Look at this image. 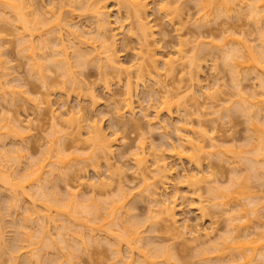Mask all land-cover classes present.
<instances>
[{"label": "bare ground", "instance_id": "bare-ground-1", "mask_svg": "<svg viewBox=\"0 0 264 264\" xmlns=\"http://www.w3.org/2000/svg\"><path fill=\"white\" fill-rule=\"evenodd\" d=\"M110 1L115 4V6L117 8V15L122 12L120 10H124V12L126 14L125 20H127V19L128 20L131 19V21L133 20V22H132L133 27H131L132 24H127L125 26H122L123 21L121 22V19L117 18L116 22L117 21L118 22L116 24L120 23V28H119L120 31L119 32L122 33L123 29L126 27L125 30L127 31V34H130V32H131V35L133 36V30L132 29L134 28L135 29L134 31H137L140 35V38L138 40L139 43L140 42L142 43L139 45L138 53L134 54V56H135L134 62L135 63L131 67H129L128 69L125 70V72L128 74L127 76H125V80H124V88H125V93H126L127 97L123 100L122 106L119 107L121 109H119L117 106H113L114 107L112 109L114 112L113 115L115 117L117 116L118 118L123 119V113H125L124 115L128 114L127 116L131 117V121L133 123V128L135 130H138L140 128L139 127L140 124L138 125V123L141 122L142 120L144 121V123L147 125V127L149 129L152 128V126L157 125L159 129H163V131H164V129L166 130L167 127L166 128L164 127L165 120H162V122H161V123H164L163 125L160 124V121L156 122L157 118H159V115L157 113L154 115V121L156 120L155 122L152 121V118L150 120L149 115L145 114V113L142 115V119H140L139 122L137 121L138 119L136 120V122H135V119H133L135 116V111H134V107H133V103H132V93H133V89H134L132 80L134 79V81L140 82L142 80V78L144 77V75L146 74V75H150V76L152 75V79H151L152 81L151 82L154 84L153 86L159 88L160 92L163 91L161 98L163 95H166V96L170 95L167 97H170L171 102H170V100L167 99L166 102L168 101L169 103H166L164 101V98H162L163 102L161 101V104H160V107L161 106L163 107V108L161 107V110L164 109L163 111H165L166 116L168 118L172 116L171 107L173 105H175V108L177 106V108L175 110L177 112L176 114H179V112H183L182 115L185 114V116H186L187 115L185 113L187 111L186 110L187 104H185L186 101L183 100V102L179 103V100L181 101L182 99L178 98L181 96H178L179 94L177 95V93H176L177 91H175L176 94L174 93V90H176V88H173L174 90L172 89L173 91L170 92L171 89L169 87H171V86L167 87L169 84L168 83L165 84L167 81L166 82L164 81L165 82L164 83L162 81V78H161V76H166V75L168 76L170 74L174 75L176 72L175 66L178 67V65H176L177 62L179 63V65L180 64L183 65V62H184V64L187 63L186 66L189 67L188 76H190L189 77L190 79L189 78L188 79L190 81L189 80L188 81L190 82V84L186 90L183 87L184 93H187V94L190 93L189 97L190 98L192 97L190 99V101L192 100L191 105H189V106H191L193 108L196 107L198 97H199V99H203L205 101L204 103L206 104V106H207V104L209 106L211 104V106H212V101L215 99V96L213 94L218 92V90H214L211 92V88H209V87L206 88L207 86L205 88L201 87V85H200L201 83L198 80V73H199L198 68L199 67L196 65L194 58H185L186 56L183 53H181L182 51H178L176 54V56L178 55L177 56L178 58L176 57L177 60L175 59V61H173L174 58L173 59L167 58V59L162 60L159 57V59H158V58H156V55L151 52L152 50H149V48H147L148 46L145 45V43L147 44V38L149 35V33H148L149 27H147L148 24H147L146 18H145V13L147 12L146 8L148 7V6L146 7V5H148V3H150V2L154 3L155 5H153V7L155 6V8H156L155 11H157L163 17V19H165L169 24L171 23V25H172L173 20H174L173 19L174 13H176L179 10L180 6L183 5L185 2L182 4L181 0H152V1L149 0L150 2L148 0H146L147 1V4H146L145 0H110ZM189 1H191V2L193 1L194 3L192 2V4L194 6L196 5V7L198 6L197 8H200V12L202 11V13H200V14L198 11V14L200 16H197L199 18H196L201 23H198V21L196 20V24H195V25L199 24L200 28H202L201 27L202 25H208V23L210 24L211 22H213L212 19L208 17L211 14L214 15V13L216 12L215 13L216 15H218L219 17L223 16L224 19L227 20V19H230V17H231V16L229 17V15H228L229 13L230 14L232 13L230 11L235 12L234 10H236L235 8H237L235 13H238V12L241 13V11H246V10L248 11V13H249L250 17L252 18L253 23H254L257 31H258V37H257V39L259 41L258 47L249 45L248 43H250V42H248L246 39L245 40L244 39H240V40L238 39L236 41L235 38L234 39L232 38V37H234L235 34L231 30L230 31L232 33L229 32V30H226V32H229L225 36V37L228 36L226 39L227 42L224 43V45H220V46L216 47V49L219 48V51L221 49L223 50V53L221 52L222 50L220 51L222 53V59H221L222 62L221 63L224 67H226V69L229 71V73L233 77L232 95H233V97L237 98V100H235L234 102L231 101L233 104L231 103L232 105L230 104L231 106L229 105L228 108L226 106L225 107L223 106L222 109L220 110V115L218 113L219 111H215V112H213V114H218L219 120L223 119V120H227V121H229V117H231V116H229L230 115L229 113L232 110H234V112L236 111L238 114L240 113L242 116H244V115L247 116V123H248V127H249L247 132L250 133L248 135L249 137L247 136L248 137L247 140L249 141V142L247 141V143H249V146H250V144L252 145L253 142H256V143L252 146V155L250 157H248L246 159V161H248L249 170H250V172L253 173L254 177L255 176L258 177L260 175V177L264 178V139H263V137H264V123H263L264 122V114H262V116H263V119H261L262 122L260 120V118H262V116L260 115V113L262 112V108H263V112H264V29H263L264 28V15L262 14V11L260 10V9H262V7L264 9V0H189ZM75 2H77V3L75 4ZM75 2H73V3L70 2L73 5V6H71L69 1H67V0H49V3H48L49 8L48 9L42 8L43 7L42 5H41L42 7H37V9H36L35 0H0V24L2 23L3 26H7V27L9 26V28L13 29V31L16 33V37L18 40V46H20V48H21L20 49L21 52L20 51L19 52L20 53L26 52V55H27V56L26 55L25 56L27 57V61H28V69H29L28 73L30 74L31 77L35 76L40 80L41 86L43 89L48 88L47 80L49 79V77L47 74L55 72V71L59 72L61 74L64 82L69 84L71 87V90H73L76 87L79 89L81 87L84 88L87 85L84 80L79 78L80 73L79 74L76 73L78 69H83L85 65L88 66L91 63H94V65L96 64L97 66H95V67L99 68V70L101 71V74L104 78V84H105V79H107L105 77L106 74L104 73L105 70L110 69V70H113L115 72H117V71L119 72L121 70L119 67L120 66L119 62H116L117 57L115 54H117V53L114 50L115 45H116L115 39L117 40V38H115V37L117 35H116V33L115 34L113 33V31H115V30H113L112 28H111L112 31L110 32L109 21L107 20L108 18L106 19V17H107L106 13L107 12L105 11L106 4L104 2H107V1L106 0H75ZM257 2H259L261 4V6H260V4L258 3L260 8L257 7L258 6V5H256ZM72 7H75V8L72 9ZM77 7L78 8L80 7L82 9V11L85 12V14L88 12L87 14L91 16V17L89 16L88 19L92 18L94 20V24H95L94 26L96 29V34H95L96 37L94 36V38L93 37L90 38L89 35L86 34L87 32L77 29V27H76L77 23H72L73 22L72 18L74 17L72 15L75 12H77V10H81L80 8L76 9ZM54 9L55 10L57 9V11L59 12L57 17H56L57 11L55 12ZM106 9H107V7H106ZM205 9H207V10H205ZM212 9L213 10L215 9L214 10L215 12L212 13ZM209 10H210L211 14H206ZM260 12H261V14H260ZM54 13H55V15H54ZM66 14L72 16V18H71L72 20H70V19L67 20L68 17L65 18ZM85 14H83V15H85ZM46 16H48V18H46ZM53 16H54V18L56 17L55 18L56 23L54 21L53 25H49L50 22L54 20ZM207 17L209 19H207ZM49 18H51L52 20H49ZM209 20H211V22H208ZM57 21H58V23H57ZM51 26H52V29H51ZM117 29L118 28H116V30ZM43 30H44V32H43ZM108 30H109V32H108ZM177 30L178 29H176V31ZM39 31H40V33H39ZM64 32L66 33L65 35H64ZM44 33H46L50 39H45V38L41 39V38H43ZM48 33H49V35H48ZM108 33L109 34L111 33L110 37H109ZM222 33H224V31ZM61 35H62V37H61ZM223 35H225V33ZM85 36H88V37H85ZM33 38H35V39H33ZM62 38H64V39H62ZM32 39L35 40L36 42H34ZM228 42H230V44ZM231 43H233V44H231ZM209 44H211V43H209ZM211 46L212 45H210V47ZM255 47H257V48H255ZM212 48L215 49L214 46L211 47L210 49L212 50ZM194 50H196V49H194ZM181 54H183L185 57ZM1 56H0V59H1ZM40 61L43 62V64L40 63ZM44 61L49 63L50 68L47 66H46L47 68L45 67ZM4 64L5 63H2L0 60V70L1 71L8 70V68H5V69L2 68V65H4ZM245 68H246V70L249 69L253 76H256L254 78L257 82H259V83H257V85H258L257 87H260L259 90L262 91V92H260L262 94H259L257 92H252L251 94L247 93L245 95V93L242 92L243 88L239 87L238 84H240V83H238L234 79V77L236 78L237 75L239 74V72L242 69L245 70ZM147 69H148V71H147ZM179 69L181 70L182 68L180 67ZM174 70H175V72H174V74H172ZM185 70H187V69H185ZM78 71L80 72V70H78ZM102 71H104V72H102ZM161 71H163V72H161ZM159 72H161V74ZM184 73H185V71H184ZM162 74H164V75H162ZM186 74H187V72H186ZM9 76H10V74H8L6 72L5 73L0 72V90H1L0 96L4 99L6 97H8L7 98L8 100L5 99L7 101L5 103L6 104L7 103L13 104V103H15V101L20 100L21 97H22V100H24V102L29 103L31 100L29 99L28 94H26V92H23V91L18 92V90H15L16 88L19 89L21 86L11 85L12 82L8 79ZM167 76H166V78H167ZM153 78H154V81H153ZM164 78L165 77H163V79ZM1 79L5 80V81H3L1 83ZM2 86H5L4 89H1ZM104 86L107 87V85H104ZM90 88L91 87H89L88 90L85 88V90H87V92H89ZM194 89H196V91ZM156 90H158V89H156ZM178 91L180 92V89ZM233 91H234V94H233ZM65 92H67V91H63V93H65ZM72 92H74V91H72ZM158 92H159V90H158ZM160 92H159V94H161ZM63 93H61V94L63 95ZM90 93H91L90 99L92 98L93 102H94L95 97H93L92 91H90ZM172 93H174V94H172ZM17 94H20V96L21 95L22 96L20 97ZM23 95H25V96H23ZM172 95L174 98H171ZM175 95H177V96H175ZM184 95H186V94H184ZM49 97H50V95L46 96L45 104L48 107H51V101H50ZM186 97H188V96L186 95ZM258 97H259V100H258ZM260 97H261V99H260ZM182 98H184V97H182ZM176 99H178V100L176 101ZM173 100H175V103H178L179 105H176L175 103L173 104ZM194 101L196 103H194ZM181 103H183V104H181ZM38 104L41 105L42 103H38ZM38 104L36 107H37V110H40ZM180 104L183 106H181ZM193 104H195V105H193ZM223 104H225V103H223ZM259 104L263 107L259 108L260 107ZM184 106H185V108H182ZM62 107H64L63 104L61 105L60 108H62ZM179 107L181 110L179 109ZM254 107H255V109H253ZM175 108L173 107V109H175ZM259 109H261V110H259ZM50 112L53 113L52 111H50ZM78 112H80V111H78ZM179 115H181V113ZM259 115H260V117H259ZM55 116H53V118H52L53 121H55L54 125H53L54 133L60 134L61 137H59L56 140L52 136L53 139H50L51 141L48 140L47 147L45 148L46 150L44 151V153L46 152L45 155H47V157L45 155H43V157H45V158H42V160L41 159L39 160L40 164H39V162H36L38 165L34 164L35 168L33 165H31L32 162L31 163L28 162L27 164L24 162L25 164H21L23 162L20 160V158L11 157L12 155L10 156V154H11L10 152L13 150H11L8 153V149H6V147L3 146V144L1 143L2 140H4L8 136H10L11 138L15 136L14 138L17 139V141L18 140L20 141V142L18 141V145L21 142H23V140H24L23 135L25 133L24 131H26V129L29 128V124L27 123L28 121H26V123H24L27 125V127L24 128L25 125L22 122H20L21 120H19V118L17 116L16 117L18 119L14 118L15 116L14 117L12 116L10 118H9V116L8 117H3V116L0 117V183H1V186H3V189L5 188L3 191L7 192V189L10 191V193L8 192V194L10 195V199H11V202L9 201V198L6 200V201H9L7 203L9 205V208H7L8 207V206H6L7 204L5 205L6 202L4 203L3 207L0 206V212L2 211L0 213V221H2L0 223V253L4 252L6 250V248L9 247L8 244L4 246L7 239H4L5 238V236L3 234L4 231H2V227L4 226L2 223H4L5 221L6 222L8 221L7 223L10 222L9 219L8 220L4 219L5 214L8 210L6 216L10 215L9 210L16 205L13 202L18 203L20 201V199H18V198H20L22 196L23 198H25V200H26V198H27V200L29 198L31 199V200L29 199V202H28L30 205H28V207L27 206L24 207L26 210H24V208H23V210H24L23 213L28 212L29 216H28V214H26V215L29 218H27V219L29 220L30 218H32V221H30V222H33V219H34L33 215L35 216V219H37V220L34 219V221H37V223L39 225L36 222H33V223H36V226H39V227H37L38 228L37 233L39 231L40 234H35V235L33 234V236L31 235L32 237H29L30 234L26 233L29 230V227H27L28 228V230H27V228L25 226V224L27 223L28 220L26 219V222H25V219H24L25 217H24V218H22V220H20V223L21 222L22 223L25 222V223L20 224V225H22L24 230L26 229L27 231L25 230L26 232H24V231L18 232V235L20 238L18 236L16 237V241L17 240L19 241L18 242L19 244L17 243L16 246L19 245L18 247H21V242L19 239H22V238H25V240H22V242L24 241L25 245L28 242V244H27L28 246H33V244L37 243V242L39 244L41 242V244H42V239H44L46 237L48 238L50 236V232H49L50 230H48L47 228H56V225L60 226L62 229H66V228H69L67 225V224H69V226H73V228L76 227L79 229V230H77L78 232L76 231V232H73L71 234V237H70L71 240H68L69 238H67V236L65 235L66 234L65 232H64L65 233L64 235H63V233L62 234L60 233L59 236L62 235V237L59 238L60 242L58 244L60 245V247H58V252L60 253L61 257L56 256L55 257L56 259H54V261H51L52 264H78L75 260L78 259L79 254L84 253V251L87 252L86 250L87 249L89 250L95 244H96V246L101 245V242H103V241H105V243L108 242V243H106L109 245V246L107 245L108 250L109 249L111 250V252H110V254L112 255L111 258L116 261V264H170L169 261H171L172 258L175 259V255L170 254V252H171L170 247L167 248V246H165V245L163 246L161 244H160L161 247H159V245L155 246V243L152 244L153 242L148 240V238H144L142 236L144 228H142V227L146 226V224H143V226L142 225L140 226V223H138L136 225L134 224L131 226V224H129L130 222L128 223L127 222L128 220L126 221L124 219L126 216H128L129 212L134 210L133 209L134 207H132L133 205L129 201L132 200V202H133V198H135L136 194H135V196H133V194L131 193L132 194V196H131V194H129L130 193L129 191L126 190L129 193L124 191L125 190L124 185L122 186V185H120L121 183L120 184L118 183L117 184L118 194H117L116 199H113L111 201L108 200L106 204L103 202L102 203L99 202L100 205L98 204V202H96V200H95L96 199L95 194L97 193L96 191L98 189L100 190V188L101 189L105 188V187L109 186V184L112 183V181H113L111 179L112 177L110 178V175H112V174H110V175L108 174L109 176H107L106 179L109 181V183L105 184V182H103V179L101 178L99 173L97 171H95L96 169H93V171H94L93 173H95L94 179L96 181L94 180V183H93V181L91 183V181L88 182L89 180H86V184H79V187H80V185H83V187H85V185H86L85 189H88L87 192L90 191L91 194L90 193H88V194L92 195V196L90 198L88 197L87 199H85L86 197H84L85 193H82L80 190H77L75 188H73L75 191L72 189H71L72 191L68 189L69 191L66 192V194H64L65 195L64 197L61 195H60V197H58V195L56 197L53 193H51L48 190V188L54 190L53 185H55V183H57V182H54L56 178H58V180L64 179L63 178V177H65L64 175L72 169V168H70L72 160L74 161V163H73L74 167L72 166L73 168L77 167V165L80 168V164L82 163V165H83V163H84V167L83 166L82 167H83V169H85V165H86L85 163L91 162V163H96V165H97V162H95V161L98 160L97 155H100L99 157L103 158V160L105 162L104 165L106 166V169L109 171L110 170V166H109L110 159L109 158H111L110 156H112V154H113L112 148L114 146L113 142H115V138H113V140H114L113 141L111 139L112 136L109 139L110 136L105 135V133L101 130V128H99L100 125H97L98 124L97 122L95 123V122H91L89 120L87 121V119H83L80 116V118H78L79 120L75 119V121H78V122L75 123L76 125L73 126V124L70 125L71 122H69V120L61 121V119L58 115H57V117H55ZM76 116H78V115L76 114ZM71 118H72V116H70V119ZM182 118L183 117H181V119ZM182 120H184V118ZM182 120H179V122H178L179 126L177 125L178 128H176L174 130V134L176 135V138H177L176 147L174 145H172L171 143H168L167 150L169 152L168 153L169 155L167 158H164L163 155L159 158L153 157V158H151L152 160H151V163L149 164L148 158L153 155L151 152H149V148L146 147L144 142H140L137 145H135L136 148H134L133 152L131 153V156H132L131 161H132V166L135 170L134 171L135 175L138 176L139 180L142 182L141 184L144 186V187L142 186V188H141L142 191L140 193L142 194V192H147L146 198L147 199L150 198L149 199L150 201L148 200L149 202L148 201L147 202L148 203L151 202L150 205L155 204V205H152L154 207L157 205V208L159 209L158 213L162 216L161 220H163V225L165 226L164 230L166 231V229H167V231L175 232L176 237H174V239L175 238L178 239L180 236L185 235L187 232H189L188 234H190L192 232V230L190 231L188 229L189 225L185 224V223H187L186 220H184V221H186V222H184V224L181 223L182 225L178 226L183 230L182 233L180 232L181 229L179 230V228L177 227V221H176L177 219L175 218V215H174L175 205L173 204V201H171V200L168 201L167 198L163 199V201H162L161 197L156 196V195L160 194V193H158V194L156 193L157 190H159V191L164 190L163 192H166L167 188H169L167 185H168L169 178L171 177V173H170L171 170L167 168V165L165 164V160L168 158L173 159V157H176L177 160H179V161L187 160L189 165L192 164L194 166L193 169L196 172H194L195 174L191 175V176H185V175L183 176V178H182L183 183L186 185V187L191 189L192 192L195 193L198 189H200L199 184L202 185L203 183L204 184L207 183V185H206L207 188L205 187V189H206L207 194L210 195L212 201H215L214 207H216V208L223 207V208H225V210H224L225 213H228V211H230V210H231L230 212L233 213V215L228 217L226 220V222H227V224H226L227 236L221 238L220 242L217 243V245H214V246L211 245V246H208V248L204 247L203 249H201L200 252H197L198 254H196L197 255L196 257H198L199 260H201V261L203 260V262L206 264H264V252L258 253V250L260 248H261V250H259V251H264L263 236H261L259 234L257 229H256V231L258 233L255 231L256 233L254 234L253 230H255V229L253 227H251V228H253V230L251 229V231H252L251 232L252 234H251L250 230H249L250 226L248 228V225H250V222L258 221V219L260 217L259 210H264V204L261 205V201L263 199L261 197L260 198L253 197V199L249 200L247 203L248 206L250 207V209L248 211L242 210L240 208L238 200L246 192L247 187L243 183L238 182V179H239L238 176L241 173V172L239 173V170H238V172L236 171L237 163H239L238 157H232V158L228 157L227 158L226 155H227L228 151L225 150L220 145V143L215 139V137H213V134H212V136H207V133L205 132V130L202 129L203 127H201V129H199L197 131L192 130V126H191L192 124H191L190 119L187 121H182ZM196 121H198V120H196ZM61 124H64V126H65L64 129H60L59 125H61ZM122 125H123V123H122ZM198 125H197V129H198ZM200 125H201V123H200ZM165 126H166V124H165ZM249 129H250V131H249ZM258 131H260V133H263L262 137L255 136V132H258ZM72 134H73V136H72ZM111 134L112 133H110V135ZM67 135H71L70 136L71 138ZM164 136H166V134H164ZM1 137H2V139H1ZM65 137H69L68 138L69 140L72 139L73 140L72 144L74 143L75 147H76L77 143L88 144L87 149H88V147H90L92 149L91 154H89L86 158L81 160V159L77 158V156L81 158V155L79 156L76 154V148H75L73 153L76 155V157L71 152L70 155L73 154L71 156L72 160H68V162H67V159H69V158H67L66 160H63L66 157L65 150H64V144H62L59 141L61 139L66 140ZM58 142L61 144L59 145ZM4 144H5V142H4ZM123 144H124V142H123ZM14 146L17 147L16 145H14ZM15 147L12 148V146H11V148L14 149V151L17 149ZM18 148H19V146H18ZM79 151H77V152H79ZM161 151L164 153V150H161ZM16 152H17V150L14 153H16ZM202 155L203 156L207 155L206 156L207 159L205 158V161L206 160L208 161L209 159L213 158V159H216L217 161H219V163L225 161V163L226 162L228 163V164L226 163L227 165L233 166L232 170L234 169L233 171H235L234 173H236V177L234 178V180H232L230 182V185H228L226 188H222L221 186H218V185H212L211 186L209 184L210 180H207V175L211 174V171L209 172V166L210 165L208 166V163H207L206 168L203 167L205 169L208 168L207 169L208 171L205 169H204L205 171L202 170L201 166L203 164H206V163H204V157H205L204 156L202 158L203 164L201 165L202 162H201L200 157ZM14 159H17L16 160L17 162H15ZM52 159H54L55 161H52ZM43 160H45L46 162H44ZM84 161H87V162H84ZM2 162H3V164H2ZM65 162H67L66 165H65ZM75 162L77 165H75ZM175 163H178V162H175ZM19 165H20V167H22V169L19 167ZM147 165H151L152 166L151 168H153V170L151 169V171H149L150 166H147ZM46 166L49 169H45ZM18 167L21 169V170H19V172L21 174L17 172ZM68 167L70 168V170ZM82 167L80 169H82ZM93 168H94V166H93ZM83 169L81 170L82 176H84V173H85V172L83 173V171H84ZM107 170H106V172H107ZM206 171L208 173L207 175H205ZM203 172L205 174H203ZM78 173H80V171ZM237 173H239V174H237ZM150 174H152V176ZM48 183L49 184L52 183V184H50L51 186ZM33 185L37 188L36 189L37 193L35 191L34 193H36V194L34 196L30 195L31 193H29V192H28L29 194L24 192L25 187L31 186L29 188L33 189L34 188ZM1 186H0V188H1ZM56 186H57V184H56ZM156 186H158V188H160V187H162V188L156 190L155 189ZM66 188H67V186H66ZM17 189H20V193L18 192L19 190H17ZM14 190L16 191L15 193H14ZM53 192H56V191H53ZM85 192H86V190H85ZM16 193H18L20 195V197ZM100 193L102 194L104 192H100ZM100 193H99V195H100ZM105 193H107V192H105ZM148 193H149V195H148ZM82 194H83V196H82ZM16 195H17V198H16ZM137 196H138V194H137ZM148 196H149V198H148ZM155 196H156V198L159 197L158 198L159 201L155 198ZM61 197L63 199H61ZM80 197H83V198L80 199ZM23 198L21 200H23ZM57 198H60V199H57ZM93 198H95V199H93ZM92 199H93V201L90 203L93 204L95 202L94 203L95 205L90 204V206H88V207L87 206L83 207L84 205L82 203H84V200L88 201V203H89V201ZM4 200H5V198H4ZM79 201H83V202L80 203ZM10 203H12V204H10ZM199 204H200V207L198 208V210H199L200 214L203 215L204 206H201L202 203H200V202H199ZM36 205L39 208L38 209L39 212L36 211L37 210ZM96 205H97V207H96ZM29 206H31V207L29 208ZM79 206H81V207H79ZM98 206H100V208ZM232 206L234 207V209ZM2 208L4 211L2 210ZM227 208H230V210ZM236 208H237V210H236ZM232 209H233V211H232ZM150 213L151 212H149V214ZM31 214H33L32 217H31ZM79 214H80V216H83V217L78 216ZM148 215H147L148 218L146 217V220L148 219L147 222H149V227L152 226L153 224L155 226L158 224V223L156 224V222L161 221L160 220L161 216H159V218L157 217L158 220L155 217V215H157V214H155V215L153 214L155 219H153L152 213H151V215H149L150 217ZM261 217L264 218V214H262ZM83 219L85 220V222ZM122 219L125 220L126 222L119 223V221H123ZM38 220L41 223L38 222ZM149 220H151V221H149ZM59 222L61 223V225ZM87 224H89L90 226H88ZM65 225H67V226L65 227ZM187 225H188V227H187ZM113 226H115V227H113ZM164 226L162 228H164ZM4 227H3V229H5ZM22 227L20 226V228H22ZM30 227L32 228V226H30ZM116 227L121 229L120 230L121 232H119V234L117 233L118 229ZM112 228H115L114 231L116 230V232H115V233H117L116 235H115ZM153 228L155 229V227H152V229H150V230H153ZM144 232H146V230H144ZM176 233H179V234L176 235ZM207 235L208 234L206 233L205 236L201 235V236H203V237H201L200 235L197 236V234H196L197 237H195V235H194L195 238L193 237L191 239L192 240L191 242L194 243V241H195V242H197V244L195 243V246L199 245V246L203 247L205 245V244L203 245V243H205L204 242L205 238L208 237ZM34 236H35V238L33 240ZM99 238L100 239L102 238V239L100 240ZM201 238L204 239V241H202ZM207 239L209 241V238H207ZM4 241H5V243L3 244ZM14 241H15V239H14ZM68 241H70V242H68ZM98 242L100 244H98ZM148 242H150V244H148ZM260 242H262V243L257 244ZM61 244H62V246H61ZM117 244L118 245L122 244V246H124L125 250L127 251L126 252L127 256L125 254L126 258H123L122 254L120 253L121 251H119L117 248V246H118ZM254 244L256 245L255 247L253 246ZM27 245H26V247H27ZM56 245L57 244L55 243L54 246H56ZM16 246H15V249H13V247L11 249L13 251H15V250L16 251L11 252V253H13V255L9 259L10 264H19V259H17L18 258L17 257V254H18L17 248L18 247L16 248ZM43 246H45V247H47V249H49L48 248L49 246H46V244ZM153 246H155V247H153ZM4 247H5V249H4ZM55 248H57V247H55ZM22 249H23V247H21V250ZM18 251H20L19 248H18ZM40 251H41V249L38 252H40ZM36 252L37 251H34V252L32 251V253L28 252L27 254H33V255L37 256V257H35V260L37 258L36 261L38 264H42V261L44 259L46 260V261L45 260L43 261L44 264H46V263L51 264L50 261L47 262L48 261L47 258H44V255L41 254V252H40L41 256H40V254L37 255L38 253L36 254ZM232 252L236 253V255L234 256ZM15 253H16V255H14ZM27 254H26V252L24 254V256H25L24 261H23V263L25 262L24 264H26L27 262H28L27 264H30L29 262L32 261V259L34 260L33 255H30V256H32V259H31L29 255L27 256ZM42 255H43V257H42ZM27 258H29V260L25 261V260H27ZM36 261L35 262L33 261V263L35 264ZM175 261H176V259H175ZM241 262H243V263H241Z\"/></svg>", "mask_w": 264, "mask_h": 264}, {"label": "rangeland", "instance_id": "rangeland-1", "mask_svg": "<svg viewBox=\"0 0 264 264\" xmlns=\"http://www.w3.org/2000/svg\"><path fill=\"white\" fill-rule=\"evenodd\" d=\"M67 1H69V3L75 2V0H67ZM106 1L107 2H104V3L106 4V7H107V9L105 7V11L107 12L106 13L107 17L106 16L105 17H106V19L108 18L107 20L109 21L110 32L112 31L111 30V28H112L113 30H115V31H113V33L114 34L116 33V35H117L115 37V38H117V40L115 39L116 45H115L114 50L117 53V54H115L117 57L116 62H119V64H120L119 67L121 69L120 70L121 72L119 71L120 72L119 73L117 71L118 72L117 73V72L110 70V69L105 70V72L102 71L106 74V76L105 75L104 76L107 78V79H105V84H104V78L101 74V71L99 70V68L95 67V66H97L96 64L94 65V63H91L88 66L85 65L83 69H78V70H80V72L78 70L76 72L78 74L80 73L79 78L84 80L88 86L86 85V87H84V88L81 87L79 89L76 87L77 89L74 88L73 90H71L70 85L64 82L61 74L59 72L55 71V72L47 74L49 77V79L47 80L48 88L43 89L41 86L40 80L35 76L31 77L30 74L28 73L29 69H28V61H27V57H26L27 55H26V52H23L24 54L20 53L21 48H20V46H18V40L16 37V33L13 31V29L9 28V26L7 27V26H3L2 23L0 24V54L2 55V56L0 55L1 56L0 60L2 63H5L4 65H2V68L3 69L8 68V70H5V71L0 70V72H3V73L6 72V73L10 74L8 79L12 82L11 85L21 86L19 88L20 90L17 88L15 90H18V92L19 91L20 92H22V91L26 92V94H28V96H29V99L31 100L29 103L24 102V100H22V97H21L22 95L20 96V94H21L20 93V94H17L21 97L20 100L15 101V103H13V104H9V103L6 104L5 102H7V101L5 99H7L8 97H6L4 99L0 96V117H2V116L8 117L9 116V118H10L12 116L13 117L15 116L14 118L18 117L19 120H21L20 122H22L23 124L26 123V121H28L27 123L29 124V128H27L26 131H24L25 132L23 135L24 140L19 145H18L19 140L17 141V139L14 138L15 136L12 138L10 136L6 137L4 140H2L1 143L3 144V146L6 147V149H8V153L11 150L14 151V149H12V148H14L15 147L14 145H16L17 147H15V148H17L16 149L17 152L14 153L16 150L14 152L11 151L10 156L12 155L11 157L20 158V160L23 162L21 164H25V163L27 164L28 162H30V163L32 162L33 164L31 163V165L34 166V164L38 165L36 162H39L40 159L42 160V158H45V157H43V155H45V153H46V152L44 153V151L46 150L45 148L47 147L48 140L51 141L50 139H53V138L57 140L59 137H61L60 134L54 133L53 125H54L55 121H53V119H52L53 116L56 115L55 117H57V115H58L60 117L61 121L69 120V122H71L70 125L73 124V126L76 125L75 123L78 122V121H75V119L79 120L78 118H80V116L83 119H87V121L89 120L91 122H95V123L97 122L98 123L97 125H100L99 128H101V130L105 133V135L110 136L109 139L111 138V136H112V138H111L112 140H113V138H115V142H113L114 143L113 145L115 147L113 146V148H112L113 154H112V156H110L111 158H109L110 161L108 160L110 170L108 171L106 169V166L104 165L105 162H104L103 158L102 157L100 158L99 157L100 155H97L98 160L95 161V162H97V165H96V163L88 162V163H85L86 164L85 169H83L84 163H83V165H82V163L80 164V168L83 166L82 167V169L84 170L83 173L85 172L84 176H82V173H81L82 169L79 168V166L76 164V162H75V165H77V167L73 168L74 167V164H73L74 161L71 159L72 158L71 156L74 154L73 152L76 148V154L79 156L81 155V158L78 156H77V158L83 160L89 154H91L92 149L90 147H88V149H87L88 144H84V143H80V144L77 143V145L75 147L74 143L72 144L73 140L68 139L71 135H67L69 137H65L66 140L61 139L59 142L64 144V150H65L66 157L63 160H66L67 158H69V159H67V162H68V160H72L70 168H72L73 170L72 169L70 170V168L68 167L70 171L67 170L69 173L67 172L64 175L65 176V177H63L64 179L58 180V178H56L58 181L56 179L54 181V182H57V183H55V185H53L54 190L49 189V188H48V190L51 193H53L56 197H57V195H58V197H60V195L64 197L65 196L64 194H66V192H68L71 189L74 190L73 188H75L77 190H80L82 193H85L84 197H86L85 199H87L88 197L90 198L92 196V195L88 194V193H90V191L87 192L88 189H85L86 185H85V187H83V185H80V187H79V184H86V180H89L88 182L91 181V183L93 181V183H94V180H95L94 174L95 173H93L94 172L93 169H96L95 171H97L99 173V175L101 176V178L103 179V182H105V184L109 183V181L106 179L107 176L112 174V175H110V178L112 177L111 179L113 180L112 183L110 182L111 184H109V186H107L105 188H102V189L100 188V190L98 189L99 191L98 190L96 191L97 195L95 194L96 199L93 198L96 200V202H98L99 205L102 202L106 204L108 200L111 201L113 199H116L117 194H118L117 184L121 183L120 185H122V186L124 185V189H125L124 191L125 192L129 191L130 193L129 192H127V193H129V194L132 193L133 196H135V194H136L135 198L132 197L133 202H132V200L129 201L133 205L132 207H134L133 208L134 210L129 212L128 216H126L124 219L126 221L128 220L127 222L128 223L130 222L129 224H131V226L134 224L136 225L138 223H140V226L141 225L143 226V224H146V226L142 227V228H144V230H146V232H144V230L141 228L143 230L142 236L144 238H148V240L153 242L152 244L155 243V246L159 245V247H161V245H163V246L165 245V246H167V248L170 247V249H171L170 254H174L175 259H176V261H175V259L172 258L173 260L171 259V261H169L170 264H172V263L173 264H175V263L176 264H206L203 262V260L202 261L199 260V258L196 257L197 256L196 254H198L197 252H200V250L203 249L204 247L208 248V246L217 245V243L220 242L221 238L227 236V227H226L227 222H226V220L228 217L233 215V213L230 212L231 211L230 208H227L230 211H228V213H225L224 212L225 208L214 207L215 201H212L210 195L207 194L206 189H205L207 183L206 184L203 183L202 185L199 184L200 189H198L195 193H193L191 189L186 187V185L183 183V179H182L183 176L184 175L185 176H191V175L195 174L194 172H196L193 169L194 166L192 164L191 165L193 167L191 165H189L187 160L179 161V160H177L176 157H173V159L172 158L166 159L165 164L167 165V168L171 170V172H170L171 177L169 178L168 185H167L169 188H167L166 192H163L164 190H162V191L157 190V189H160L162 187L158 188L159 185L156 186L155 189L157 191L155 189L154 190L156 191L157 194L160 193L159 195H156V196L161 197L162 201H163V199H166V198L168 199V201L169 200L173 201V204L175 205L174 215H175V218L177 219L176 220L177 221V227L184 224V222L187 221V223H185V224L189 225L190 228L188 227V225H187V227L190 231L192 230V232L190 234H188L189 232H187L185 235L182 234L183 236H180L178 239H176V238L174 239V237H176L175 232L167 231V229H166V231L164 230L165 226L163 225V220H161L162 216L158 213L159 209L157 208V205L154 207L152 205H155V204L150 205L151 202L148 203L150 201L149 200L150 198H149V196H148L149 199L146 198L147 192H142V194L140 193L142 191L141 188L143 185L141 184L142 182L139 180L138 176H136L134 173L135 170L132 166L131 153L133 152L134 148H136L135 145H137L140 142H144L146 147L149 148V152H151L153 154L152 156H150L148 158L149 164L151 163V160H152L151 158H153V157L159 158L163 155L164 158H167L169 155L168 154L169 152L167 150L168 143H171L175 147L177 145V138H176V135L174 134V130L176 128H178L177 125L179 126V123H178L179 120H182L184 118V120H182V121H187L190 119L191 124H192L191 125L192 130L197 131V130L201 129V127H203L202 129L205 130V132L207 133V136H212V134H213V137H215V139L220 143V145L225 150L228 151V153L226 155L227 158L228 157H231V158L232 157H238L239 160L238 159L237 160L239 161V163H237L236 171L238 172V170H239V173L241 172L240 174L237 173V174H239L238 182L243 183L247 187L246 192L238 200L240 208L242 210L248 211L250 209V207L248 206L247 203L249 200H252L253 197H258V198L261 197L263 199V200L261 199L262 200L261 205L264 204V178L260 177V175L258 177L257 176L254 177L253 173L250 172V170H249V165H248L249 163H248V161H246V159L252 155V146L256 143V142H253L252 145L250 144V146H249V143H247V141H248L247 138L249 137L248 135L250 134L249 132H247L248 128H249L248 123H247V116L246 115L242 116L240 113L238 114L236 111H235L236 112L235 113L234 110H232L229 113L230 114L229 116H231V117H229V121H227V120H223V119L219 120L218 114H213V112L219 111L218 113L220 115V110L222 109L223 106L224 107L226 106L228 108V106L232 102L237 100V98L233 97V95H232L233 77L231 76L229 71L226 69V67H224L221 63L223 50L222 49H221L222 51L220 50L222 52L221 53L219 51V48L216 49V47L220 46V45H224V43L227 42L226 39L228 36L227 37H225V36L227 33L231 32V31L235 34L234 37H232V38L233 39L235 38L236 41L238 39L239 40L240 39H244V40L246 39L248 42H250V43H248L249 45L258 47V42H259L257 39L258 31H257V29L253 23L252 18L250 17V15L248 13V11L246 10V11H241V13L240 12L235 13L237 8H235L236 9V10H234L235 12L230 11V12H232L231 14L228 12L229 17L230 16L231 17H230V19H227V20L224 19L223 16L219 17L218 15H216L215 14L216 12L214 11L215 9L214 10L212 9V13L215 12L214 15H212L210 13V10H209L206 14H211L210 15L211 17L210 16H208V17L211 18L214 23L211 22V20L208 21V22H211L210 24L206 21L209 26L201 24L202 26L201 25L200 26L202 28H200L199 24H197V25H195V24H196V20H197L196 18H199L197 16H200L199 14L202 13V11L200 12V8H197L198 6L196 7V5L194 6L192 4L193 1L191 2L189 0H181L182 4L184 2L185 3L180 6L179 10L176 13H174V15H173V19H174L173 23L174 24L172 23V25H171V23L169 24L165 19H163V17L157 11H155L156 8H155V6L153 7V5H155V4L151 3L148 0L150 3H148V5H146V7L148 6L147 8L145 7L147 9V12L145 13V18H146V22L148 24L147 27H149V32H148L149 35L147 38V44L145 43V45L148 46L147 48H149V50H152L151 52L156 55V58L159 59V57H160L162 60L167 59V58L168 59L174 58L173 61H175L176 57L178 56V55L176 56L178 51H182L181 53H183L186 57L183 54H181V55H183L185 58H194L196 65L199 67L198 68V71H199L198 80L201 83L200 84L201 87L205 88L207 86L206 88H208V87L211 88V92L214 90H218V92H216L214 94L212 93L215 96V99L212 101V106L210 104V106L212 108L208 104L206 106V104L204 103L205 101L203 99H199V97L197 98L198 101H197L196 107L193 108V107L189 106V105H191L192 100L190 101V99L192 97L190 98L189 97L190 93H188V94L184 93V90H183L184 88L186 90L190 84V82H189L190 76H188L189 67L186 66L187 63L184 64V62H183L184 66L181 64H180L181 65L180 66L179 63L177 62L176 65H178V67L175 66L176 72L174 70L172 73V74H174V72H175V74L174 75L170 74L171 76L166 75L167 78H166V76H161V78H162L163 82L167 81L166 83L164 82L165 84H167V83L169 84L167 87H169V86L172 87V88L169 87L171 89L170 92H172L174 90L173 88H176V90H174V93H175V91H177L176 92L177 95L179 94L178 96H181L178 98L182 99L181 101L179 100V103L183 102V100L186 101V103L185 102L184 103L187 104L186 105L187 111L185 112L187 115L185 116V114H183L185 116L184 117L182 115L183 112H179V114L181 113V115L176 114L177 112L175 110H176L177 106L175 108V105H173L171 107L172 116L168 118L166 116L165 111H163L164 109L161 110L162 106L160 107V104H161L162 98H164L165 102L167 99L170 100V97H167L170 95H167V96L163 95L161 98L163 91L160 92L159 88L153 86L154 84L151 82L152 81L151 80L152 75L150 76V75L145 74L140 82H136L133 79L132 83H133L134 89H133V93H132V103H133V107H134V111H135V116L133 118V119H135V122L137 119H138L137 121L139 122V120L142 119V115L144 113L148 114L150 120L152 118V121L155 122L156 120L154 121V115L157 113L159 115V118H157L156 122L160 121V124L163 125L164 123H161V122H162V120H165L166 126L164 124V127L165 128L167 127L166 130L164 129V131H163V129H159L157 125L152 126L153 129L152 128L149 129L147 127V125L144 123V121L142 120L139 123L137 122L138 125L140 124V126H139L140 130L139 129L135 130L133 128V123L131 121V117L127 116L128 114L124 115L125 113H123V119H121V118H118L117 116L115 117L113 115L114 112L112 109L114 108L113 106H117L118 108L121 107L123 104V100L127 97L126 93H125V88H124V80H125V76H127L128 74L125 72V70L128 69L129 67H131L135 63L134 62V60H135L134 54L138 53L139 45L142 43L141 42L139 43L138 40L140 38V35L137 31H134L135 30L134 28L132 29L133 30V36L131 35V32H130V34H127V31L125 30L126 27L123 29L122 33L119 32L120 31L119 30L120 23L116 24L118 22V21L116 22L117 18L121 19V22L123 21L122 26H125L127 24H132L131 27H133V23H132L133 20L132 21H131V19L125 20L126 14H125L124 10H120L122 12L117 15V8H116L115 4L112 3L110 0H106ZM35 3H36L35 4L36 9H37V7H42V6H43L42 8H46V9L49 8L48 7L49 6V4H48L49 0H35ZM72 3H70L71 6H73ZM76 3L77 2H75V4ZM145 3L147 4V1ZM258 3L259 2H257L256 5H258ZM260 6H261V4H260ZM260 6L258 5L257 7L260 8ZM74 8L75 7H72V9H74ZM79 8L77 7L76 9H79ZM205 10H207V9H205ZM260 10L262 11V14L264 15L263 7ZM54 11L56 12L57 9L56 10L54 9ZM198 11H199V14H198ZM58 13L59 12L57 11L56 17L58 15ZM87 13L85 14V12L82 11V9H81V10H77V12L74 13L75 15L74 14L72 15V16H74L73 18H72V16H70L68 14H66L65 18L68 17L67 20L73 19L72 20L73 22L72 21L71 22L77 23V25L76 24L75 25H76L78 30L85 31V32H87L86 34H88L90 38L91 37L94 38V36L96 34V29L94 26L95 25L94 20L92 18L88 19V17L90 15H88ZM83 14H85V15H83ZM260 14H261V12H260ZM54 15H55V13H54ZM208 17H207V19H209ZM46 18H48V16H46ZM55 18L53 16L54 20L51 21L52 23L50 22L49 25H53L54 21L56 23ZM49 20H52V19L49 18ZM57 23H58V21H57ZM198 23H201V22L198 21ZM116 28H118V29L116 30ZM51 29H52V26H51ZM176 29H178L179 31L178 30L176 31ZM109 30H108V32H109ZM226 30H229V32H226ZM223 31H224L225 35H223L224 34V33H222ZM43 32H44V30H43ZM39 33H40V31H39ZM65 34L66 33L64 32V35ZM45 35L47 36V34L44 33L43 38H41V39H44V38L50 39L48 36L46 37ZM48 35H49V33H48ZM62 35H61V37H62ZM108 35L110 37L111 33L110 34L108 33ZM85 37H88V36H85ZM64 38H62V39H64ZM33 39H35V38H33ZM33 41L36 42L35 40H33ZM209 43H211V44H209ZM228 43L230 44V42H228ZM231 44H233V43H231ZM210 45H212L211 47L214 46L215 49L212 48V50H211ZM257 47H255V48H257ZM194 49H196V50H194ZM40 63L43 64V62H41V61H40ZM44 63H45V67L46 66L49 67L48 62L44 61ZM180 67L182 68L181 70L179 69ZM185 69H187V70H185ZM243 69L239 72V74L237 75L236 78L234 77V79L238 83H240V84H238L239 87L243 88L242 92H244L245 95L247 93L251 94L252 92H257L259 94H262V93H260L262 91L259 90L260 87H257L258 86L257 83H259V82H257L255 80L254 77H256V76H253L249 69H248L249 71L246 70V68H245V70H243ZM147 71H148V69H147ZM184 71H185V73H184ZM161 72H163V71H161ZM161 72H159V73L161 74ZM186 72H187V74H186ZM162 75H164V74H162ZM163 77H165V78L163 79ZM3 81H5V80L1 79V83ZM153 81H154V78H153ZM104 85H107V87ZM4 87L5 86H2L1 89H4ZM89 87H91L90 91H92L93 97H95L94 102H93L92 98L90 99V97H91L90 91L87 92ZM85 88L87 90H85ZM156 89H158L161 94H159L158 90H156ZM179 89H180V92L178 91ZM194 90L196 91V89H194ZM63 91H67V92L63 93ZM72 91H74V92H72ZM0 92H1V90H0ZM60 92L63 93V95ZM174 93H172V94H174ZM183 93L186 94L188 97H186V95H184ZM233 94H234V91H233ZM25 95H23V96H25ZM48 95H50L49 99L51 101V107H48L45 104L46 96H48ZM177 95H175V96H177ZM182 97H184V98H182ZM261 97H260V99H261ZM171 98H174L173 95ZM177 100L178 99H176V101ZM258 100H259V97H258ZM170 102H171V100H170ZM38 103H42V104L39 105ZM166 103H169V102L167 101ZM174 103H175V100H173V104ZM194 103H196V102L194 101ZM223 103H225V104H223ZM37 104H38L40 110H37V107H36ZM62 104L64 107L60 108ZM175 104L179 105L178 103H175ZM181 104H183V103H181ZM193 105H195V104H193ZM181 106H183V105H181ZM259 106H260L259 108L263 107L260 104H259ZM173 107L175 109H173ZM180 107H179V109H180ZM182 108H185V106ZM119 109H121V108H119ZM253 109H255V107ZM259 110H261V109H259ZM50 111H52L53 113H51ZM78 111H80V112H78ZM76 114L79 117L76 116ZM262 114H264L263 108H262V112L260 113V115L262 116ZM260 115H259V117H260ZM70 116H72L71 119H70ZM181 117H183V118L181 119ZM261 119H263V116H262V118H260V120ZM196 120H198V121H196ZM261 122H262V120H261ZM122 123H123V125H122ZM200 123H201V125H200ZM24 125H25V127L24 126L23 127L26 128L27 125L26 124H24ZM197 125H198V129H197ZM59 126H60V129L65 128L64 124H61ZM249 131H250V129H249ZM110 133H112V134L110 135ZM164 134H166V136H164ZM52 136H53V138H52ZM72 136H73V134H72ZM255 136L262 137L263 133H260V131L255 132ZM1 139H2V137H1ZM263 139H264V137H263ZM4 142H5V144H4ZM123 142H124V144H123ZM61 143H59V145ZM11 146H12V148H11ZM18 146H19V148H18ZM161 150H164V153ZM77 151H79V152H77ZM71 152L73 153L72 155H70ZM45 156L47 157V155H45ZM204 156L202 155L200 158H201V162H202L203 161L202 158L204 157V163H206V164H203V162H202L201 165L202 164L203 165L201 167H202V170H204L206 168L207 163H208V166L210 165L209 166V172L211 171V174L209 175L207 173L208 168L205 169V170H207L206 174L203 172V174H205V175L208 174L207 180H210L209 184L211 186L212 185H218V186H221L222 188H226L228 185H230V182L232 180H234V178L236 177V173H234L235 171H233L234 169L232 170L233 166L227 165L228 163L226 162L227 163L226 164L225 161L219 163V161H217L216 159H213V158L209 159L210 161L209 160L205 161V158L207 155H204ZM75 157H76V155H75ZM14 160H15V162H17L16 161L17 159H14ZM45 160H43V161L46 162ZM52 161H55V160L52 159ZM67 162H65V165ZM84 162H87V161H84ZM175 162H178L179 164L175 163ZM2 164H3V162H2ZM39 164H40V162H39ZM20 165H19V167H20ZM93 166H94V168H93ZM147 166H150L149 171H151V169L153 170V168H151L152 167L151 165H147ZM19 167L17 168L18 173H20L19 170L22 169V167H20L21 169ZM203 167H205V168H203ZM34 168H35V166H34ZM45 169H49V168L46 166ZM106 170H107V172H106ZM79 171H80V173H78ZM152 174H150V175L152 176ZM50 184H52V183H50ZM56 184H57V186H56ZM65 185L67 186V188ZM0 186H1V183H0ZM29 187H31V186L25 187L24 192L25 193L29 192V193H31L30 195L34 196L37 193V190H36L37 188L35 186L33 189L29 188ZM1 188H0V206L3 207L4 203L6 202L5 203V205H6L9 201L11 202V199H10V195L8 194V192L10 193V191L8 189H7V192L3 191L5 189V188L3 189V186H1ZM17 190H19L18 192L20 193V189H17ZM52 190L56 191V192H53ZM85 190L87 193L85 192ZM35 191H36V193H34ZM15 192L16 191L14 190V193ZM98 192L99 193L100 192H104V193L107 192V193H105V194L100 193V195H99ZM16 194H18V193H16ZM132 194H131V196H132ZM137 194L139 197L137 196ZM148 195H149V193H148ZM82 196H83V194H82ZM156 196H155V198H156ZM19 197H20V195H19ZM4 198H5V200H4ZM8 198H9V201H6ZM16 198H17V195H16ZM22 198H23L22 196L20 198H18V199H20V201H19L20 203L19 202L18 203L13 202L14 204H16L15 205L16 207L14 206L9 210L11 216L9 214L8 215L10 217L6 216L8 210H7V212L5 211L6 214H5L4 219L5 220L9 219L10 222L7 223L8 221L7 222L5 221L4 223H2L5 226V227L3 226L5 229H3V227H2V231H4L3 234L5 236L4 239H7L6 243L4 241L3 244L5 243L4 246L8 244L9 247L7 246L8 248H6V250L4 252L0 253V264H10L9 259L13 255V253H11L13 250H11V249H12V247H13V249H15L16 244L19 242L18 240L16 241V237L17 236L19 237L18 232H20V231L26 232L28 230L27 227H29V230L26 232L27 234H30L29 237H32L33 234L34 235L40 234L39 231L37 233V229H38L37 227H39V226H36L37 221H34L35 216L33 214H31V217L33 215V218H34L33 222H36V223H33V222H30V221H32V218H30L29 220L27 219V218H29L26 215V214H28V212L23 213V211L26 210L24 207H26V206L28 207V205H30L28 203L30 198L28 200H27V198H26V200H25V198H23V200H21ZM82 198L83 197H80V199H82ZM158 198H156V199L158 200ZM57 199H60V198H57ZM61 199H63V198L61 197ZM93 199L90 200L89 203H88V201H85V200H84V203H82L83 201H79V202L84 205L83 207H85V206L88 207V206H90V204H91L90 202H92ZM199 202L202 203L201 206H204L203 215H201L199 210H198V208L200 207ZM10 204H12V203H10ZM93 204H91V205H93ZM6 206H8L7 208H9L8 204ZM30 207L31 206H29V208ZM79 207H81V206H79ZM96 207H97V205H96ZM98 207L100 208V206H98ZM23 208H24V210H23ZM36 209H37L36 211H38V209H39L37 205H36ZM233 209H234V207H233ZM233 209H232V211H233ZM2 210H3V208H2ZM236 210H237V208H236ZM149 212L152 213L153 219H155L154 218L155 214H157V215H155L156 218L157 217L159 218V216H161L160 220L162 222L158 221V222H156V224L158 223L157 225L154 226V224H153L152 226L149 227V222H147L148 219L146 220V217L149 214ZM151 213L149 215H151ZM262 214H264V210H259L260 217H259L258 221L250 222V225H248V228L250 226V228H249L250 233L252 232L251 229L253 230V228H254L255 229V230H253L254 234L258 231L259 234L261 236H263V239H264V218L261 217ZM28 216H29V214H28ZM78 216H80V214ZM80 217H83V216H80ZM22 218L25 219V222H26V219L28 220L27 223L25 224V226L27 228V230L25 229L26 231L24 230L22 225H20V224L25 223V222L20 223V220H22ZM158 218H157V220H158ZM35 220H37V219H35ZM125 220L119 221V223L126 222ZM184 220H186V221H184ZM149 221H151V220H149ZM1 222L2 221H0V223ZM38 222H40V221L38 220ZM84 222H85V220H84ZM60 225H61V223H60ZM67 225L69 228H66V229H62L58 225H56V228H47L48 230H50L49 231L50 236L48 235L49 236L48 238L46 237V238L42 239V244H41V242H40V244L37 242V243H34L33 246H28L27 245L28 242H27L26 243L27 247H26L24 241L22 242V240H25V238H22L23 237L22 236L21 237L22 239H19V240L21 242V247H23V249L21 250V247H18L19 245L16 246V248L18 247L20 249V251H18V248H17V252H18V254H17L18 258L17 259H19V264L25 263V262L23 263L24 257H25L24 256L25 252L27 254L28 252L32 253V251L33 252L37 251L36 252V254L38 253L37 255H39L41 252V254L44 255V258H47V260H48L47 262L50 261V263H51V261H54V259H56L55 258L56 256L59 257L60 253L58 252V247H60V245L58 243L60 242L59 238L62 237V235L59 236L60 233L61 234L63 233V235L66 233L65 235L67 236V238H69L68 240H71L70 239L71 234L73 232H76L77 230H79L76 227L73 228V226H69V224H67ZM67 225H65V227ZM87 225L90 226L89 224H87ZM20 226L22 228H20ZM30 226H32V228ZM163 226H164V228H162ZM113 227H115V226H113ZM152 227H155V229L153 228V230H150V229H152ZM251 227H253V228H251ZM178 228H179V230L181 229L180 227H178ZM112 229L114 231L115 228H112ZM117 229H118L117 233L119 234V232H121L120 231L121 229H119V228H117ZM256 229H257V231H256ZM182 231L183 230L181 229L180 232L182 233ZM115 232H116V230L114 231V233ZM117 233H115V235ZM179 233H176V235ZM206 233L208 234L207 235L208 237L205 238V241H204V239L201 238L202 241L205 242V243H203V245L204 244L205 245L204 246L202 245L203 247H201L199 245H196L197 246L196 247L195 243L197 244V242H195V241H194V243L191 242L192 241L191 239L194 237V235H195V237H197L198 235L205 236ZM196 234H197V236H196ZM203 236H201V237H203ZM34 238H35V236L33 237V240H34ZM207 238H209V241ZM14 239L16 242L14 241ZM68 242H70V241H68ZM103 242H101V245L96 246V244H95L91 248L89 247L90 249L89 250L87 249L86 250L87 252L84 251V253L79 254L78 259L75 261L78 264H116V261L111 258V256H112L110 254L111 250L110 249L108 250V247H107L108 244H106L108 242H106V243H105V241H103ZM263 242H264V240H263ZM53 243L54 244L56 243L58 246L57 245L54 246ZM261 243L262 242L257 243V244H261ZM45 244H46V246H49L48 247L49 249H47V247L43 246ZM98 244H100V243L98 242ZM148 244H150V242H148ZM120 245H118L117 248L119 251H121L120 253L122 254L123 258H126V256H127L126 252L127 251L125 250L124 246H122V244H120ZM61 246H62V244H61ZM155 246H153V247H155ZM253 246L255 247L256 245L254 244ZM55 247H57V248H55ZM39 248L41 249L40 252H38L40 250ZM4 249H5V247H4ZM259 250H261V248ZM259 250H258V253L264 252V251H259ZM15 251H13V252H15ZM41 254H40V256H41ZM125 254H126V256H125ZM14 255H16V253ZM28 255L30 256L33 254H27V256ZM43 255H42V257H43ZM233 255L235 256L236 253H233ZM35 257H37V256L33 255V258H34V260H33L32 256H30V258L32 259V261L29 262L30 264H32L33 261L35 262L37 260V258L35 260ZM28 260H29V258H27V260H25V261H28ZM43 261H42V264H44ZM36 263H37V261H36ZM241 263H243V262H241ZM46 264H49V263H46Z\"/></svg>", "mask_w": 264, "mask_h": 264}]
</instances>
